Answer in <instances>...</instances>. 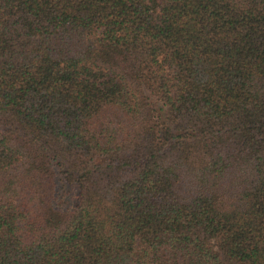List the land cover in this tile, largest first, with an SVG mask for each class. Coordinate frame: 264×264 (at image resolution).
<instances>
[{
    "label": "trees",
    "instance_id": "obj_1",
    "mask_svg": "<svg viewBox=\"0 0 264 264\" xmlns=\"http://www.w3.org/2000/svg\"><path fill=\"white\" fill-rule=\"evenodd\" d=\"M0 264H264V0H0Z\"/></svg>",
    "mask_w": 264,
    "mask_h": 264
}]
</instances>
